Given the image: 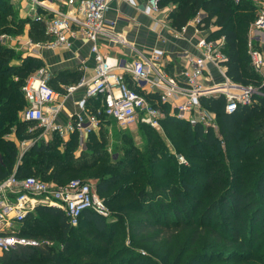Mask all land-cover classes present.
Masks as SVG:
<instances>
[{"label": "trees", "instance_id": "trees-1", "mask_svg": "<svg viewBox=\"0 0 264 264\" xmlns=\"http://www.w3.org/2000/svg\"><path fill=\"white\" fill-rule=\"evenodd\" d=\"M167 1L173 3L168 18L171 25L178 29L199 12L205 13L202 19L204 29L215 27L210 29V36L225 38L227 75L244 84H260L259 74L251 66L253 72L248 75L243 63L247 52V28L256 15V6L252 1L235 4L231 0H162L161 4ZM25 24H29V35L33 41L50 39L42 20L23 17L11 0H0V35L21 34ZM12 57H17L19 63L10 64ZM247 59L250 62L248 52ZM44 66L42 58L32 54L23 57L0 43V133L14 126L16 135L20 137L30 138L34 134L27 129L35 122L19 119L18 111L27 106L22 87ZM80 78L78 71L61 70L52 74L48 82L55 90L63 91L60 83H76ZM201 102L216 114L221 140L229 147L227 152L220 147V138L213 129L202 123L192 124L173 116H166L161 123L172 125L177 133L175 146L191 152V161H204L199 168L206 182L197 183L194 174L186 178L181 176L173 164H182L179 158L170 151L163 153L162 141L153 139L145 144L144 149L132 146L126 151L134 163L147 161L139 164L140 172L130 176L136 187L131 188L129 193L141 208L136 204L123 208L119 205L118 208L121 212L132 211L140 215L133 228L135 238H139L137 243L155 241L158 244L165 231L174 232L186 227L195 232L193 240L208 231L219 244H226L231 249L238 246L234 254H239L241 249L244 252L259 251L264 247V206L260 203L264 199V97H258L251 105L239 106L231 113L226 111L227 100L223 94L203 96ZM100 104V100L89 98L86 107L88 111L96 112ZM163 109L169 111L170 106L166 104ZM100 119L99 129L92 131L84 142L86 149L80 147L77 130L66 140L54 132L48 142H34L21 158L15 139L0 140V180L15 172L20 178L32 175L64 184L72 176L108 166L103 160L106 152L98 146L99 137L106 122H117L104 114L100 115ZM143 126L151 128L147 124ZM150 130L154 137L155 130ZM99 153L100 157H97ZM93 154L98 158L95 161L88 159ZM156 154L159 155L157 159ZM224 156L234 159L235 163L226 164ZM150 159L153 162H149ZM132 167L133 164L130 168L135 171ZM186 170L184 173H190V169ZM120 180V174H114L100 178L96 184L99 195L112 206L116 200L107 195ZM21 224L23 226L18 229L20 235H55L61 239V248L51 251L40 246H22L2 251L0 264H79L77 259L80 255L86 257L82 264H112L119 258L118 254L125 251L130 256L124 264L154 262L152 256H142L146 261H141V256H133L134 252L127 246H118L116 242L120 231L113 229L107 217L91 209L82 213L77 225H72L61 208L40 204ZM87 225L91 226L87 228ZM79 226H84V229L77 232ZM152 232L156 234L150 235ZM81 245L85 247L83 252H79ZM150 250L162 256V263L165 264H168L166 258L174 254L166 252L163 245L151 246ZM74 252H77L76 257Z\"/></svg>", "mask_w": 264, "mask_h": 264}, {"label": "built area", "instance_id": "built-area-1", "mask_svg": "<svg viewBox=\"0 0 264 264\" xmlns=\"http://www.w3.org/2000/svg\"><path fill=\"white\" fill-rule=\"evenodd\" d=\"M28 9L26 15L45 23L50 39L36 45L52 49L68 48L70 36H83L91 43L96 65L90 81L83 78L78 84L67 87V94L79 86H86L82 106L86 117L78 115L75 120L61 125L56 121L60 105L47 107L58 99L59 91L48 82L45 67L37 70L22 87L27 100L23 119L35 122L44 133L57 132L65 137L68 132L79 133L84 142L87 136L100 126V115L114 119L123 127H135L140 122L157 128L166 116L186 119L192 124L202 123L213 127L217 123L216 114L206 108L201 97L223 94L226 97V111L231 113L239 106L251 105L258 97H264V0H249L258 8L250 23L247 35V52L250 64L259 74V85L244 84L227 75L224 52L225 38H212L210 29H204V15L197 14L190 22L197 34L199 49L187 56L185 79L178 80L167 70L163 54L155 49L145 55L131 44L126 36L117 32L115 20L105 16L113 0H21ZM162 0H147L140 7L153 15L154 28L165 25L160 18ZM240 4L245 0H231ZM169 28L176 37L184 36L188 24L178 29ZM6 35L1 36L4 41ZM106 38L111 43L128 46L134 53L131 58H109L102 54L99 40ZM212 70L218 77L211 75ZM100 99L96 112L87 111L86 100ZM169 105V111L163 109ZM33 129V128H32ZM40 204L61 208L72 225H77L82 213L91 209L107 217L109 209L99 195L97 186L78 178L64 184L45 181L35 176L17 177L15 172L0 180V249L10 251L22 246H40L39 243L18 233L26 216Z\"/></svg>", "mask_w": 264, "mask_h": 264}, {"label": "rangeland", "instance_id": "rangeland-1", "mask_svg": "<svg viewBox=\"0 0 264 264\" xmlns=\"http://www.w3.org/2000/svg\"><path fill=\"white\" fill-rule=\"evenodd\" d=\"M11 1L14 3L15 8L18 9L20 15L22 13L27 14L28 9L25 8L26 6L24 7L22 5L21 0H11ZM172 6L173 3H170V1L162 3L160 16L163 17L164 15L168 16V13L171 11ZM257 9L258 8L255 7V12L257 11ZM201 13L202 12H199L198 14ZM24 16H28L32 18L29 15L24 14ZM253 18L251 22L253 21ZM249 28H250V23L247 28L248 31ZM2 35H6V36L4 38V41L0 39V43L12 48L13 50L16 51L17 54H21L23 57H25L26 54H29V51L33 52L35 48L36 50L37 49L39 50L41 47H38L36 45H41V43L47 42L48 40V39L39 40L36 42L33 41L29 35V24L23 25V33L21 34L3 33L0 35V38ZM243 54H245V49H243ZM18 63H19L18 58L12 57L10 64H18ZM243 63L246 66L247 74L248 75L251 74L253 71L251 69L250 62L247 59V52ZM253 76L254 73L249 78L252 79ZM25 108L26 106H24L18 111L19 113L18 118L21 120L23 119V111L25 110ZM182 120L188 121L186 119H182ZM143 124L144 123L140 122L135 127L129 128V127L120 126L111 121L106 122L103 125L104 132L100 133V137H99L100 142L98 143V146L100 149L106 152L105 154L106 156L103 160L106 161L109 167L106 165L105 167L99 169L93 168L89 172H84L82 175H75L72 176L71 178V179L78 178L84 181H88L96 186L100 178L109 177L114 174H120L121 180L119 184L117 186H113V188L107 195L109 196V198L115 199L116 204L112 206L111 204L106 203L110 212L109 215L107 216V220L108 222L112 223V225L114 226L113 229L115 231H120L119 239L116 242L117 244H119L118 246H127V248L130 249V251L134 252L133 256H141V261H146L145 258L142 256H152L154 260V262L152 261L153 264H155V262H157V264L162 263V256H158L156 251L150 250V247L161 246V245L165 247L166 252L167 251L174 252L171 258H166L165 261L168 264H264V247H261L259 251L256 252H250V251L244 252L241 249L239 254H234L233 252L237 250L238 246L231 249L228 248L226 244H219L218 241L215 239L214 235L212 233H209L208 231L203 232L198 238L193 240L192 237L195 232H193V230L190 228L187 229L186 227H182L178 231H174V232L165 231L161 236L158 244H155V241L137 243V239L139 238H135L134 236L135 232L133 231V228L137 218H139L140 215H138L137 212H132V211L121 212L118 207H120L119 205H121V208H123L128 205L132 206L136 204L141 208L140 204H137L135 202L136 200L135 197H133L129 193L131 188L136 187L132 182V180L130 179V176L135 175V173L137 172H140L139 164L141 163L145 164L147 161H141V163L140 162L134 163V161H132L130 157L127 156L126 154V151L129 148L135 146L138 149L140 148L144 149L145 144L150 140L156 139L162 141V144L160 145L161 151L162 152L170 151L174 153L177 156V158H179L180 163H182V164L173 163L176 166L178 172L181 173V176L186 178V177H190L191 174H194L196 175L194 176L195 178L194 180L197 183L203 184L206 182L204 180V173L200 172V168H199V165L204 164L203 163L204 161L203 160L191 161L189 157L191 152L185 151L183 148H177L175 146L174 139L176 138L175 134L177 133L174 131L172 125L161 123L157 128L151 127L153 130H155L154 132L156 133L155 136L153 137L150 134L151 128H147L146 126H143ZM211 128L213 129V132L220 138V143H219L220 147L223 148L224 152H227L229 147L225 144L224 140H221L222 135L219 132L218 123H216ZM27 130L28 132H34L32 137L27 138L24 136L20 137L16 135L14 126H11L10 130L3 131L2 133H0V138H1L0 140L15 139L18 142L19 153H20L19 158L22 157L23 153L28 151V149L30 148L29 145L30 142L32 143L41 142L42 140L48 142L50 140L48 138L47 139L42 138V132L44 131V129L41 127L30 125ZM35 130H37V132ZM80 147L82 149L87 148V146L82 141H80ZM95 156L97 155L93 154V156L92 157L89 156L88 159L95 161L98 159L97 157H100V153L97 157ZM158 156L159 155L156 154L155 158L157 159ZM151 161L153 162V160L150 159L149 162ZM223 161L226 162V164L235 163L234 159H231L226 156L223 157ZM132 164L134 165V167L132 168H134L135 171H132V169L130 168V165ZM186 169H190V173H184V170ZM186 171L188 172L189 170ZM195 192L196 191H194V196H195ZM260 203L264 206V199ZM119 211L121 212V214L119 213ZM21 226H23V224L18 225L16 227L19 229L21 228ZM89 226L91 225H87V228ZM82 229H84V226H79L77 232H80L79 230ZM156 232H152L150 235L152 234L154 235L156 234ZM85 234L87 235V233ZM28 238H32L36 240L41 248L47 250L52 251L54 249L56 251L61 248L60 247L61 239H58L57 236L55 235L49 236L47 234H43ZM81 248L82 250H80L79 252H83V248L85 247H82L81 245ZM76 255L77 252H74L73 256L76 257ZM118 255L119 258L116 259V261H114L112 264H124V262H126V259L129 258L130 256V254L127 251L120 253ZM77 260H79V264H82V261H85L86 257L80 255ZM162 264H165V262H163Z\"/></svg>", "mask_w": 264, "mask_h": 264}, {"label": "crops", "instance_id": "crops-1", "mask_svg": "<svg viewBox=\"0 0 264 264\" xmlns=\"http://www.w3.org/2000/svg\"><path fill=\"white\" fill-rule=\"evenodd\" d=\"M147 0H113L105 14L108 20H115L114 29L124 34L127 40L133 44L139 51L145 55H151L155 49L164 52V64L169 73L180 81L185 79L184 71L187 68V56L196 53L197 48L193 24L189 21L187 31L182 37H176L172 31L166 26H171L170 19L167 15L161 16L165 25L154 28L153 15L147 14L140 7L145 6ZM25 7V3L22 2ZM26 13H22L24 16ZM169 14V13H168ZM205 16V13H201ZM70 46L68 48L52 49L41 47L39 50L35 48L29 54L42 58L45 62V68L49 77L57 71H78L81 78L76 83H60L63 91H59L58 99L50 103L47 107L60 105V109L56 115V121L61 125H66L69 121L75 120L78 115L86 117L82 106V100L85 98L86 86H79L71 94H67V87L78 84L83 78L90 81L94 75L96 65L95 54L91 51V43L83 36H70ZM99 48L102 54L109 58H120L134 56L132 50L121 44L111 43L106 38L99 40ZM211 75L218 77L217 72L212 70ZM95 99V98H92ZM100 100V99H97ZM89 99L86 100L85 108ZM36 126V125H34ZM37 127V126H36ZM72 132H68L64 140L68 139ZM53 133L42 132V138L51 139ZM87 139V138H86ZM80 141H82L80 139ZM83 142V141H82ZM85 142V140H84ZM83 142V143H84ZM32 142L29 143L30 147ZM2 250L0 249V256Z\"/></svg>", "mask_w": 264, "mask_h": 264}]
</instances>
